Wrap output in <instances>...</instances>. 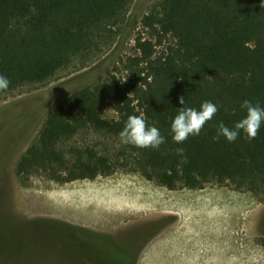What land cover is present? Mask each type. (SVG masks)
Returning <instances> with one entry per match:
<instances>
[{"label":"trees","instance_id":"trees-1","mask_svg":"<svg viewBox=\"0 0 264 264\" xmlns=\"http://www.w3.org/2000/svg\"><path fill=\"white\" fill-rule=\"evenodd\" d=\"M134 1L0 0V74L10 81L0 101L98 66L114 51ZM261 2L162 0L159 14L141 19L144 32L136 34L133 54L50 110L16 163L17 179L43 176L64 185L128 169L168 191L217 185L264 193V123L253 140L243 132L234 142L213 139L219 122L232 128L246 116L244 100L264 108ZM180 96L197 110L206 100L218 107L200 134L183 144L173 141L170 128L183 107ZM107 109L115 119L105 118ZM130 115L157 127L166 142L156 150L122 144L119 133ZM80 128L107 144L78 145ZM177 148L185 150L186 163ZM53 250L59 255L63 247Z\"/></svg>","mask_w":264,"mask_h":264},{"label":"rangeland","instance_id":"rangeland-1","mask_svg":"<svg viewBox=\"0 0 264 264\" xmlns=\"http://www.w3.org/2000/svg\"><path fill=\"white\" fill-rule=\"evenodd\" d=\"M161 1H134L114 51L98 66L0 101V264H75L76 255L69 249L75 246L72 238L55 234L42 222L84 224L99 231H115L128 222L130 229L135 224L168 223L144 249L139 264H264V193L217 185L168 191L128 169L64 185L43 176L21 182L15 175L16 163L36 141L51 102H61L98 77L112 74L118 59L133 54L136 34L144 32L141 19L159 14ZM105 118L116 115L107 109ZM75 141L100 149L107 144L86 128H80ZM103 202L139 210L111 213L97 207ZM59 245L64 254L53 250Z\"/></svg>","mask_w":264,"mask_h":264},{"label":"clouds","instance_id":"clouds-1","mask_svg":"<svg viewBox=\"0 0 264 264\" xmlns=\"http://www.w3.org/2000/svg\"><path fill=\"white\" fill-rule=\"evenodd\" d=\"M264 7V0L261 2ZM9 79L0 74V91L8 89ZM179 104L183 105L178 110V114L172 119L171 132L172 139L177 144H183L189 136L200 134L204 125L210 121L218 111V107L211 101H203L200 109L186 105L185 97H178ZM241 108L246 110V116L236 122L232 128L227 127L222 121L217 125V136L213 137L218 140L222 135L229 142H234L244 133V138L253 140L259 134L262 123H264V108L259 104H253L249 100L241 103ZM119 139L122 144L133 145L140 149H159L164 144L165 137L161 135L159 129L155 126L149 127L142 116L130 115L125 126L119 133ZM176 154L181 157V163L187 162L185 150L177 148Z\"/></svg>","mask_w":264,"mask_h":264},{"label":"flooded vegetation","instance_id":"flooded-vegetation-1","mask_svg":"<svg viewBox=\"0 0 264 264\" xmlns=\"http://www.w3.org/2000/svg\"><path fill=\"white\" fill-rule=\"evenodd\" d=\"M42 223L55 234L62 233L61 237L69 235L72 238L75 246L69 249L76 255L75 264H139L147 245L168 226V223L135 224L134 229H130L128 222L115 231H99L84 224ZM62 252L64 254V248Z\"/></svg>","mask_w":264,"mask_h":264},{"label":"bare ground","instance_id":"bare-ground-1","mask_svg":"<svg viewBox=\"0 0 264 264\" xmlns=\"http://www.w3.org/2000/svg\"><path fill=\"white\" fill-rule=\"evenodd\" d=\"M65 197V196H64ZM101 203V204H98L97 207H101L102 209L105 208L106 210L110 211L111 213H118L119 211L122 212V210H125V209H129L131 211H137L139 210L137 207H130V206H124V205H115V204H111V203ZM91 204V203H90ZM89 204V205H90ZM93 204V203H92ZM91 206V205H90ZM187 220V219H186Z\"/></svg>","mask_w":264,"mask_h":264},{"label":"water","instance_id":"water-1","mask_svg":"<svg viewBox=\"0 0 264 264\" xmlns=\"http://www.w3.org/2000/svg\"><path fill=\"white\" fill-rule=\"evenodd\" d=\"M87 78H91V75L88 73L87 74ZM51 89V88H50ZM78 90V89H77ZM75 92V91H74ZM73 93V92H72ZM70 94H68L65 99L69 96ZM58 103L57 101L53 100V102H51V105L49 106V111L55 106V104Z\"/></svg>","mask_w":264,"mask_h":264}]
</instances>
